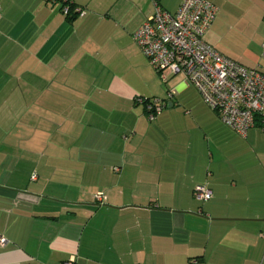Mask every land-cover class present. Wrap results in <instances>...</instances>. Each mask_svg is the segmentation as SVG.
Segmentation results:
<instances>
[{"label":"crops","instance_id":"obj_1","mask_svg":"<svg viewBox=\"0 0 264 264\" xmlns=\"http://www.w3.org/2000/svg\"><path fill=\"white\" fill-rule=\"evenodd\" d=\"M70 1L86 15L0 0V264H264L263 132L225 126L183 74L160 90L133 39L182 0ZM210 1L205 40L264 72V0ZM156 94L152 118L135 97Z\"/></svg>","mask_w":264,"mask_h":264},{"label":"built area","instance_id":"obj_2","mask_svg":"<svg viewBox=\"0 0 264 264\" xmlns=\"http://www.w3.org/2000/svg\"><path fill=\"white\" fill-rule=\"evenodd\" d=\"M60 1L64 15H86L81 7L71 8L70 0ZM218 12L210 0H182L175 12L157 7L133 32V39L164 80L168 74H183L225 126L241 137L259 126L264 135V72L224 55L204 38ZM135 101L144 104L152 118L166 105L156 97L137 96ZM194 196L205 202L213 193L206 184H198ZM94 198L106 203L103 192ZM6 242L0 235V244ZM65 264H74V260Z\"/></svg>","mask_w":264,"mask_h":264},{"label":"rangeland","instance_id":"obj_3","mask_svg":"<svg viewBox=\"0 0 264 264\" xmlns=\"http://www.w3.org/2000/svg\"><path fill=\"white\" fill-rule=\"evenodd\" d=\"M85 12H86V10H85ZM155 72H157L156 70H155ZM157 74H158V76H159V79L161 80V83L159 82V89L160 90H162V91H164V92H166V89H167V87L169 88L170 87V82L168 81L167 82V84L162 80V78H161V75L157 72ZM143 97H145V96H143ZM150 97H156V98H164V97H162V96H159L158 94H156V95H153V96H150Z\"/></svg>","mask_w":264,"mask_h":264},{"label":"trees","instance_id":"obj_4","mask_svg":"<svg viewBox=\"0 0 264 264\" xmlns=\"http://www.w3.org/2000/svg\"><path fill=\"white\" fill-rule=\"evenodd\" d=\"M73 4V3H72ZM74 7V5H71V8H73ZM74 16V15H73Z\"/></svg>","mask_w":264,"mask_h":264}]
</instances>
